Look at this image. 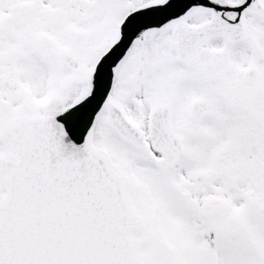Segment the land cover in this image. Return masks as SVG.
<instances>
[{
  "label": "snow or ice",
  "instance_id": "obj_1",
  "mask_svg": "<svg viewBox=\"0 0 264 264\" xmlns=\"http://www.w3.org/2000/svg\"><path fill=\"white\" fill-rule=\"evenodd\" d=\"M0 264H264V0H0Z\"/></svg>",
  "mask_w": 264,
  "mask_h": 264
}]
</instances>
